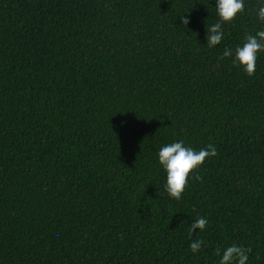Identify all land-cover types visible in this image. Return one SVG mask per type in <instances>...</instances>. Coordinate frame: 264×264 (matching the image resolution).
<instances>
[{"label":"trees","instance_id":"1","mask_svg":"<svg viewBox=\"0 0 264 264\" xmlns=\"http://www.w3.org/2000/svg\"><path fill=\"white\" fill-rule=\"evenodd\" d=\"M215 8L0 0V264H219L233 244L264 264V52L251 77L222 55L264 24L245 0L208 48ZM179 141L218 155L177 201L158 152Z\"/></svg>","mask_w":264,"mask_h":264},{"label":"clouds","instance_id":"2","mask_svg":"<svg viewBox=\"0 0 264 264\" xmlns=\"http://www.w3.org/2000/svg\"><path fill=\"white\" fill-rule=\"evenodd\" d=\"M217 22L207 28V47L213 48L219 45L224 39L222 25L229 24L236 17L245 11V0H216ZM257 18L261 24H264V0H258ZM181 23L185 26L189 24L187 17H181ZM264 52V28L256 31L255 34H246L243 46L225 48L223 57H233V64L243 68L249 76L256 72V62L258 54ZM218 151L215 146L209 144L206 148L195 150L192 147H186L184 141L173 142L160 148L158 152V161L166 172L165 189L168 195L179 201L188 187L189 177L199 180L198 175L194 176L207 158L215 157ZM209 221L205 217L195 219L189 227L190 234L193 235L196 229L203 231ZM203 240H193L189 247L193 253L199 252L203 245ZM251 248L237 246L235 244L228 246L222 254L219 264H246L249 259ZM216 255L221 256V249L217 247Z\"/></svg>","mask_w":264,"mask_h":264}]
</instances>
